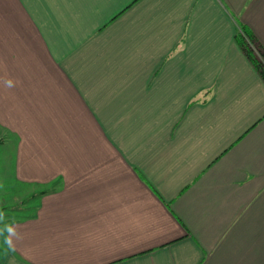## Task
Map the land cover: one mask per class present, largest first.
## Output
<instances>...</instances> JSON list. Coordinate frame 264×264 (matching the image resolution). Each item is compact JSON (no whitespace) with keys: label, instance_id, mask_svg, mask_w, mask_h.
<instances>
[{"label":"crops","instance_id":"0c3cea01","mask_svg":"<svg viewBox=\"0 0 264 264\" xmlns=\"http://www.w3.org/2000/svg\"><path fill=\"white\" fill-rule=\"evenodd\" d=\"M238 21L264 47V0H0V135L50 186L0 264H264V79Z\"/></svg>","mask_w":264,"mask_h":264},{"label":"rangeland","instance_id":"374dc122","mask_svg":"<svg viewBox=\"0 0 264 264\" xmlns=\"http://www.w3.org/2000/svg\"><path fill=\"white\" fill-rule=\"evenodd\" d=\"M16 145L13 136L0 135V260L8 253L6 234L11 222L34 213L39 206V192L50 187L17 180Z\"/></svg>","mask_w":264,"mask_h":264},{"label":"trees","instance_id":"16d2710c","mask_svg":"<svg viewBox=\"0 0 264 264\" xmlns=\"http://www.w3.org/2000/svg\"><path fill=\"white\" fill-rule=\"evenodd\" d=\"M236 41L244 54L264 79V47L254 33L244 24L238 21ZM46 193L41 192V194Z\"/></svg>","mask_w":264,"mask_h":264},{"label":"clouds","instance_id":"9594fccd","mask_svg":"<svg viewBox=\"0 0 264 264\" xmlns=\"http://www.w3.org/2000/svg\"><path fill=\"white\" fill-rule=\"evenodd\" d=\"M7 84H8L9 87L13 86V82L11 80L7 81Z\"/></svg>","mask_w":264,"mask_h":264}]
</instances>
